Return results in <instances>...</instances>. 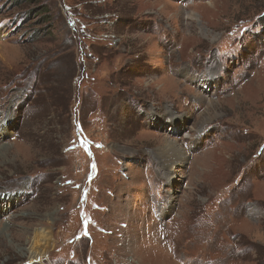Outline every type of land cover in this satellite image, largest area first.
<instances>
[{
	"label": "rangeland",
	"instance_id": "1",
	"mask_svg": "<svg viewBox=\"0 0 264 264\" xmlns=\"http://www.w3.org/2000/svg\"><path fill=\"white\" fill-rule=\"evenodd\" d=\"M0 125V264H264V0H0Z\"/></svg>",
	"mask_w": 264,
	"mask_h": 264
},
{
	"label": "bare ground",
	"instance_id": "2",
	"mask_svg": "<svg viewBox=\"0 0 264 264\" xmlns=\"http://www.w3.org/2000/svg\"><path fill=\"white\" fill-rule=\"evenodd\" d=\"M208 106H210V105H208ZM4 130H5V126H4ZM4 136H5V134H4V132H1V125H0V137H4ZM163 142H165L164 143V149L167 152V153H165V155L167 157V160H166L167 163L166 164H168L169 168H170V164H173L175 162V160L171 159L173 157V155H177L178 161H180V160L182 161V159L185 158V152L183 150L181 152V149H179V147L175 141L165 137L163 139ZM2 198H5V196H3ZM35 233H36L35 237L37 240H35L33 238L26 251H27V255L29 254L28 259H33V260L39 259V260H41L42 259L41 257L43 256L42 255L43 250H39L38 246H39V244H41L42 240H44V239L46 240L47 238L45 236V233L43 232V229H37V230H35ZM46 235H47V233H46ZM45 243H46V241H43L42 244H45Z\"/></svg>",
	"mask_w": 264,
	"mask_h": 264
}]
</instances>
